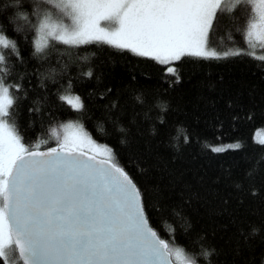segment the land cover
I'll return each mask as SVG.
<instances>
[{"label": "trees", "instance_id": "trees-1", "mask_svg": "<svg viewBox=\"0 0 264 264\" xmlns=\"http://www.w3.org/2000/svg\"><path fill=\"white\" fill-rule=\"evenodd\" d=\"M29 2L37 14L53 6ZM5 6L11 0H0ZM229 7L225 0L207 35L219 52L246 48L242 21L252 5ZM32 39L21 31V59L0 65L6 84L20 85L9 122L22 143L54 147L51 131L79 121L146 193L149 223L169 245L197 264H252L264 255V146L252 138L264 127V62L185 54L171 65L177 78L168 65L106 43L52 41L36 54ZM64 94L80 96L84 107ZM249 225L261 231L245 240Z\"/></svg>", "mask_w": 264, "mask_h": 264}, {"label": "snow or ice", "instance_id": "snow-or-ice-1", "mask_svg": "<svg viewBox=\"0 0 264 264\" xmlns=\"http://www.w3.org/2000/svg\"><path fill=\"white\" fill-rule=\"evenodd\" d=\"M45 2L60 9L71 23L49 11L33 13L29 0H11V7L0 10V65L9 58L21 59V31L31 32L36 54L52 41L71 46L106 43L168 65L166 72L177 78L171 65L183 55H221L206 50L205 44L225 0ZM243 4L252 5L251 16L242 21L246 48L224 51L222 56L249 55L264 62V54L255 51L264 53V0H232L227 10ZM7 71L0 67V264H175L173 252L179 260L182 249L171 248L150 225L146 193L113 159L112 149L104 148L106 159L89 156L84 149L95 141L82 126L80 132H73L71 124L64 126L65 134L56 146L44 151L21 142L9 124L16 100L11 92L20 85L6 84ZM60 99L77 110L84 107L78 95L75 102L67 96ZM259 143L264 146V140ZM260 231L249 225L241 236L247 240ZM187 264L197 262L191 259ZM252 264H264V255Z\"/></svg>", "mask_w": 264, "mask_h": 264}, {"label": "rangeland", "instance_id": "rangeland-1", "mask_svg": "<svg viewBox=\"0 0 264 264\" xmlns=\"http://www.w3.org/2000/svg\"><path fill=\"white\" fill-rule=\"evenodd\" d=\"M255 7H256V11L257 12L261 10L260 9V6L258 4ZM47 11L51 12L55 17H61L62 16L60 9L54 8L53 6H51V9H48ZM62 22L65 23V24H70L71 23V19L69 17H67V16H62ZM101 23L103 25L105 22L102 21ZM207 35H208V32H207ZM205 47H206V50H208V51H213L214 50L218 54H222L223 53V52H219V51H217V50H215V49H213V48H211V47L208 46V44H207V36H206V44H205ZM249 50L250 51H253V49H251V48H249ZM255 51H256V54H259V55L261 54V52L259 51V49H256ZM202 57H204V56H202ZM64 96H67L69 99H73V101H74V97L75 96H72L71 94H64ZM9 124L11 126H13L10 122H9ZM68 124L73 125V128H72V131L73 132H80L82 125H81V123L79 121H66L65 123L61 124L60 126L54 128L51 131V134H50L51 135L50 136L51 138H50L49 141L53 142L54 147L56 146V144L58 143V141L63 138V136L65 134V127L64 126L65 125H68ZM82 129H83L84 132H86L83 127H82ZM15 133H16V131H15ZM252 138L257 143H259L261 140H264V127L258 128L257 130H255L254 133H253ZM234 144H236V143H234ZM234 144H232V145H234ZM35 145H39L40 146L41 143L38 142ZM105 147H107V146H105V145H103V144L98 143V142L95 141V145H88V146H86L85 149H84V151L89 152V153H92V154H94V155H96L98 157H101V158L106 159L109 154L104 151V148ZM111 155L113 157V154L112 153H111ZM113 159H114V157H113ZM170 247L173 248V249H177L178 248V247L172 246V245H170ZM13 258L14 257L10 253L9 254V259H13ZM173 260L175 261V264H180V263H182L184 261L191 260V259L182 252L181 257L179 258V260H177L176 259V256H175V252H173Z\"/></svg>", "mask_w": 264, "mask_h": 264}, {"label": "water", "instance_id": "water-1", "mask_svg": "<svg viewBox=\"0 0 264 264\" xmlns=\"http://www.w3.org/2000/svg\"><path fill=\"white\" fill-rule=\"evenodd\" d=\"M39 150H40V151H44V150H46V149H40V148H39ZM87 154H88L89 156L94 155V154L89 153V152H87ZM95 156H96V155H95ZM96 159H97V160H100V159H104V158H101V157L96 156ZM187 261H188V260H187ZM187 261H184V262H182V263H180V264H187Z\"/></svg>", "mask_w": 264, "mask_h": 264}]
</instances>
